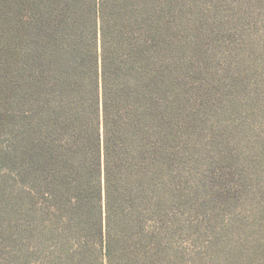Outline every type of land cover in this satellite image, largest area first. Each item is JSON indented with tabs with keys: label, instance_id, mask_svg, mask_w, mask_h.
Segmentation results:
<instances>
[{
	"label": "trees",
	"instance_id": "trees-1",
	"mask_svg": "<svg viewBox=\"0 0 264 264\" xmlns=\"http://www.w3.org/2000/svg\"><path fill=\"white\" fill-rule=\"evenodd\" d=\"M18 1L11 174L46 264H158L173 197L160 0Z\"/></svg>",
	"mask_w": 264,
	"mask_h": 264
},
{
	"label": "rangeland",
	"instance_id": "rangeland-1",
	"mask_svg": "<svg viewBox=\"0 0 264 264\" xmlns=\"http://www.w3.org/2000/svg\"><path fill=\"white\" fill-rule=\"evenodd\" d=\"M160 2L173 197L156 260L264 264V0ZM22 4L0 0V264H46L11 174Z\"/></svg>",
	"mask_w": 264,
	"mask_h": 264
}]
</instances>
